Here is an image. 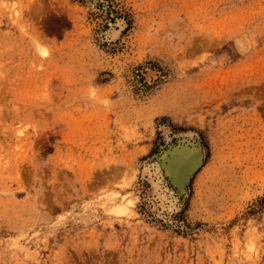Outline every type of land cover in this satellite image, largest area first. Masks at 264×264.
Wrapping results in <instances>:
<instances>
[{"label": "rangeland", "instance_id": "rangeland-1", "mask_svg": "<svg viewBox=\"0 0 264 264\" xmlns=\"http://www.w3.org/2000/svg\"><path fill=\"white\" fill-rule=\"evenodd\" d=\"M0 264H264V0H0Z\"/></svg>", "mask_w": 264, "mask_h": 264}, {"label": "bare ground", "instance_id": "bare-ground-1", "mask_svg": "<svg viewBox=\"0 0 264 264\" xmlns=\"http://www.w3.org/2000/svg\"><path fill=\"white\" fill-rule=\"evenodd\" d=\"M174 151V150H173ZM185 150L179 151H174L173 153L170 152L168 162L166 164V171L173 175L179 184H182L181 181H184V177L187 176L190 168V163L193 164L195 160H193L194 155L192 158H188L187 154L182 153ZM178 152H181V155L178 154ZM187 155V156H184ZM190 156V155H189ZM191 159V160H190ZM188 170V172H187Z\"/></svg>", "mask_w": 264, "mask_h": 264}]
</instances>
